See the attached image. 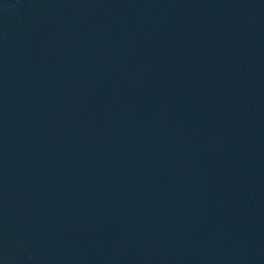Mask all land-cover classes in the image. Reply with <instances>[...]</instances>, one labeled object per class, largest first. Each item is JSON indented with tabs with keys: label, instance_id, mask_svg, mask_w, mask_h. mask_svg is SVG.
<instances>
[{
	"label": "water",
	"instance_id": "water-1",
	"mask_svg": "<svg viewBox=\"0 0 264 264\" xmlns=\"http://www.w3.org/2000/svg\"><path fill=\"white\" fill-rule=\"evenodd\" d=\"M32 0H0V117Z\"/></svg>",
	"mask_w": 264,
	"mask_h": 264
}]
</instances>
